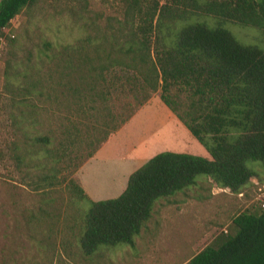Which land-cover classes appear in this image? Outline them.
<instances>
[{"label":"trees","instance_id":"16d2710c","mask_svg":"<svg viewBox=\"0 0 264 264\" xmlns=\"http://www.w3.org/2000/svg\"><path fill=\"white\" fill-rule=\"evenodd\" d=\"M35 1L0 0V43L13 50L5 62L11 124L4 144L12 181L44 200L58 182L59 162H84L155 94L209 155L157 152L128 175L117 196L101 200H90L70 180L75 202L83 201L68 216L77 220L83 256L133 246L159 201L169 203L204 180L238 194L264 171V48L239 41L223 26L262 28L264 0H121L114 25L82 29L65 43L44 39L34 61H24L14 54L17 39L3 29ZM46 62L54 71L40 76ZM115 92L123 101L112 110ZM57 113L55 133L49 115ZM95 115L98 128L91 131L107 129L82 153L92 134L81 138V127ZM18 215L31 240L48 237L40 230L50 224L42 207ZM230 223L232 233H220L183 264H264V208L239 211Z\"/></svg>","mask_w":264,"mask_h":264},{"label":"rangeland","instance_id":"374dc122","mask_svg":"<svg viewBox=\"0 0 264 264\" xmlns=\"http://www.w3.org/2000/svg\"><path fill=\"white\" fill-rule=\"evenodd\" d=\"M143 1L150 0H138L140 3ZM158 1L162 3L165 0ZM121 16V0H36L29 11L23 10L13 16L3 32L4 35H14L17 39L18 46L14 50L16 58L25 61L29 56L34 61L36 50L44 39L65 43L80 35L82 29L87 33L94 27H103L104 24L114 25ZM223 26L239 41L264 48V26L259 29L230 22L223 23ZM12 51L2 39L0 43V264H183L190 256L214 241L220 233H232L230 222L237 212L254 207L264 208V171L261 169H258L257 177L249 180L241 194L217 187L204 180L188 189L185 194L174 195L169 203L157 202L154 213L145 227L134 237L133 246L119 244L113 247H100L95 254L83 256L76 239L77 220L69 218L70 214L74 213V208L83 201L75 202L69 181L79 184L76 174L80 169L86 174V160L77 164V159L73 157L59 162L58 182L44 195V200H40L39 196L29 188L12 181L16 176L4 145L9 140L11 124L5 62ZM48 65L50 64L46 62L40 69V76H44L45 72L53 73L54 69L51 66L47 69ZM115 93L108 103L112 110H116L123 101L122 95ZM179 99L186 102L184 94H180ZM58 115L62 114L49 115L52 116L53 122L49 126H52L55 133L57 126L54 123L59 122ZM98 121L97 115L90 116L81 127V138L92 134L90 138L92 140L86 144V147L82 146V153L92 149L107 129L106 127L100 131H91L92 126L98 128ZM166 132L171 136L183 137L181 131L173 126H170L169 131ZM75 150L76 147H73L70 157ZM73 199L74 204L70 203ZM39 206L46 211L47 220L44 223L50 221L48 227L45 228L44 224L40 228L42 232L48 234V237L39 233L38 240L33 241L28 237L27 228L24 227L18 211L21 210L25 214L27 210L36 211ZM54 206L59 209L56 214L53 213Z\"/></svg>","mask_w":264,"mask_h":264},{"label":"crops","instance_id":"0c3cea01","mask_svg":"<svg viewBox=\"0 0 264 264\" xmlns=\"http://www.w3.org/2000/svg\"><path fill=\"white\" fill-rule=\"evenodd\" d=\"M170 126L183 137L168 134ZM164 150L209 158L204 147L154 95L86 159V174L78 171V183L90 200L115 197L133 170Z\"/></svg>","mask_w":264,"mask_h":264},{"label":"built area","instance_id":"2783aa9c","mask_svg":"<svg viewBox=\"0 0 264 264\" xmlns=\"http://www.w3.org/2000/svg\"><path fill=\"white\" fill-rule=\"evenodd\" d=\"M239 194H241V193H239ZM263 206H264V199H263Z\"/></svg>","mask_w":264,"mask_h":264}]
</instances>
